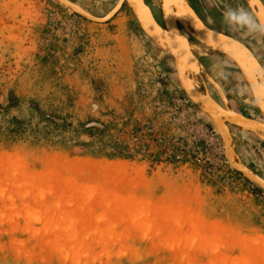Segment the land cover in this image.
Returning a JSON list of instances; mask_svg holds the SVG:
<instances>
[{"label": "rangeland", "instance_id": "rangeland-1", "mask_svg": "<svg viewBox=\"0 0 264 264\" xmlns=\"http://www.w3.org/2000/svg\"><path fill=\"white\" fill-rule=\"evenodd\" d=\"M71 1L99 17L117 0ZM258 33L240 38L264 64ZM203 59L253 119L237 68ZM192 108L126 6L96 24L50 0H0V264H264V193ZM239 140L264 178V143Z\"/></svg>", "mask_w": 264, "mask_h": 264}, {"label": "water", "instance_id": "water-1", "mask_svg": "<svg viewBox=\"0 0 264 264\" xmlns=\"http://www.w3.org/2000/svg\"><path fill=\"white\" fill-rule=\"evenodd\" d=\"M50 1L70 13L96 24L108 23L126 6L131 11L144 36L172 59L179 87L193 105L192 111L196 114L197 118L209 126L216 137L220 139L227 164L264 193V178L250 170L237 152V146L241 142L239 140V135L241 134L264 143V122L247 118L235 111L226 96H223L221 88L209 76L200 62L203 58L216 56H224L227 60L231 61L243 77L250 97H252L254 108L259 111L261 117L264 119V94L262 93L264 90L260 86V84L264 85V81H262L264 79V70L253 54L243 44L230 37L209 30L190 7L187 0H176L177 2L173 0H150L152 6L162 14L163 27H160L155 22L153 15H151V10L149 11L150 7L146 4V0H117L110 6L106 4L101 5L105 11L99 17L92 15L79 3L71 0ZM245 3L253 15L258 10L260 21H264V4L262 5L259 0H245ZM178 5L181 7L184 16L180 13L178 14ZM136 7L145 14V18H147L151 25L150 28L154 29L156 33L165 36V39L158 38L157 40L156 36L148 30L146 31L140 21ZM178 27L191 40L182 35ZM173 36L177 38V41ZM169 38L173 39L174 43ZM176 48L181 51L184 58L183 61L188 62H186V69L183 68L184 66L180 61L181 56L175 53ZM187 53H189L188 56ZM250 68H255L262 79L258 77L252 80L251 74L248 71ZM207 84L216 90L220 103L210 95Z\"/></svg>", "mask_w": 264, "mask_h": 264}, {"label": "flooded vegetation", "instance_id": "flooded-vegetation-1", "mask_svg": "<svg viewBox=\"0 0 264 264\" xmlns=\"http://www.w3.org/2000/svg\"><path fill=\"white\" fill-rule=\"evenodd\" d=\"M188 1H189L191 8L195 11L196 15L199 16V19L204 24H206L205 26L207 28L245 44L246 47L249 50H251L253 54H255L254 47H259L257 39H255L252 42L244 41L243 38H240V37H241L242 32H244L245 29L242 32H238L236 27L229 25L228 23H226V21L224 19V13L229 8H231V9L244 8L245 10L249 11L244 0H223V1H221V0H188ZM262 3H264V2L262 1ZM152 12H153L155 19L157 20V23H159V25L161 27H163L162 21H161V14L156 10L155 11L152 10ZM257 34L259 35L258 32H257ZM262 46H263V44H262ZM213 60H214V58H213ZM213 60L206 62L203 59V61H201V62H202V65L206 69H209L210 67H212V65H214L217 67L219 66L220 68L218 67V69L222 70L223 68L221 67V65H217V63L214 62ZM223 63H225V62H223ZM261 64L264 68V64L262 62H261ZM229 67L230 68H228V69H230V71H228L229 72L228 74H229V77L234 81L233 84L235 86H237L238 88H240L238 90H243V89L245 90V86L242 82V78L239 75L238 71L235 68H233L232 66H229ZM223 71L226 72V70H223ZM222 90L226 96L225 90L224 89H222ZM243 97L247 100L248 104H250V106L252 105L251 107H253V109H252L253 114H254L253 119L257 120V121L264 122V119L261 117L259 111L254 109L253 102H252L251 98L249 96H246V95ZM226 98L228 101L232 102V100L230 98H228V96H226Z\"/></svg>", "mask_w": 264, "mask_h": 264}, {"label": "clouds", "instance_id": "clouds-1", "mask_svg": "<svg viewBox=\"0 0 264 264\" xmlns=\"http://www.w3.org/2000/svg\"><path fill=\"white\" fill-rule=\"evenodd\" d=\"M224 19L229 25L247 29L250 33H264V21H258L251 12L244 8L227 9L224 13Z\"/></svg>", "mask_w": 264, "mask_h": 264}, {"label": "bare ground", "instance_id": "bare-ground-1", "mask_svg": "<svg viewBox=\"0 0 264 264\" xmlns=\"http://www.w3.org/2000/svg\"><path fill=\"white\" fill-rule=\"evenodd\" d=\"M173 1H175V2H177L176 0H173ZM260 2H261V0H259ZM188 2V1H187ZM249 2V1H248ZM189 4V3H188ZM261 4L263 5V3L261 2ZM146 5V4H145ZM133 6H134V4H133ZM147 6V5H146ZM264 6V5H263ZM135 7V6H134ZM148 7V6H147ZM178 7V10H179V12H178V14L180 13L182 16H184V14H183V12H182V10H181V7L178 5L177 6ZM191 7V6H190ZM149 8V7H148ZM136 10H137V12H138V14H139V17H140V21H141V23H142V25L144 26V28L146 29V31L148 30L150 33H152L154 36H156V39L158 40V38H164L165 39V36H163L162 34H159V33H156L155 31H154V29L152 30L151 28H150V23H149V21L147 20V18H145V14L143 13V12H141L140 11V9L139 8H137L136 7ZM151 9H149V11H150ZM194 11V10H193ZM258 11V10H257ZM254 12V15H255V17H256V19L258 20V21H260V19H259V11L258 12ZM195 12V11H194ZM151 15H153V13H152V11H151ZM154 17V16H153ZM199 17V16H198ZM155 19V18H154ZM262 20V19H261ZM155 22L157 23V21L155 20ZM158 24V23H157ZM159 25V24H158ZM204 25H206V24H204ZM160 26V25H159ZM161 27V26H160ZM178 29H179V31L181 32V29L178 27ZM209 29V28H208ZM210 30V29H209ZM212 31V30H211ZM213 32H215V31H213ZM216 33H218V32H216ZM181 34L182 35H184L185 37H186V35L185 34H183L182 32H181ZM219 34H221V33H219ZM261 34V36L264 38V34L263 33H260ZM223 35V34H222ZM158 36V37H157ZM183 36V37H184ZM174 37V36H173ZM184 37V38H185ZM175 38V37H174ZM187 38V37H186ZM188 39V38H187ZM169 40L172 42V43H174V40L173 39H171V38H169ZM175 40L177 41V38H175ZM176 41H175V43H176ZM237 41V40H236ZM239 42V41H238ZM241 43V42H240ZM241 44H243V43H241ZM245 47H246V45L245 44H243ZM247 48V47H246ZM248 49V48H247ZM249 50V49H248ZM250 52H251V50H249ZM175 53H178V55L179 56H181V58H180V61L182 62V65L184 66L183 68L184 69H186L187 68V61H183L184 60V58H183V56H182V54H181V51H179L177 48H176V50H175ZM252 53V52H251ZM253 54V53H252ZM184 55V54H183ZM189 55V53H187V56ZM253 56H254V54H253ZM255 57V56H254ZM255 59H256V57H255ZM257 60V59H256ZM228 61V60H227ZM187 62V63H186ZM229 62H231V61H229ZM257 62H258V60H257ZM232 63V62H231ZM259 63V62H258ZM260 64V63H259ZM235 66V65H234ZM260 66H261V68L264 70V68L262 67V65L260 64ZM236 67V66H235ZM249 74H251L250 76H251V79L253 80L254 78L256 79V78H260V79H262L261 78V76L259 75V73L255 70V68H250L249 70ZM242 77V76H241ZM243 78V77H242ZM263 78H264V76H263ZM185 80H187V79H185ZM262 81H264V79L262 80ZM187 82H189L188 80H187ZM243 82H244V80H243ZM190 83V82H189ZM244 84H245V82H244ZM218 86H219V84H218ZM256 86H259V85H256ZM260 86H262V90H264V85L263 84H260ZM259 86V87H260ZM220 87V86H219ZM221 88V87H220ZM222 90V89H221ZM249 91V90H248ZM263 94H264V92H262ZM223 96H225V94L223 93Z\"/></svg>", "mask_w": 264, "mask_h": 264}, {"label": "crops", "instance_id": "crops-1", "mask_svg": "<svg viewBox=\"0 0 264 264\" xmlns=\"http://www.w3.org/2000/svg\"><path fill=\"white\" fill-rule=\"evenodd\" d=\"M221 1H223V0H221ZM250 97V96H249ZM250 98H252V97H250ZM252 100V99H251ZM253 102V101H252ZM229 103L231 104V106L233 107V109L235 110V111H237V112H239V113H241L239 110H238V108L235 106V103L232 101H229ZM250 109H251V111H252V109H253V107H249ZM255 109V108H254ZM242 114V113H241ZM242 115H244V116H246L245 114H242ZM248 118V117H247ZM250 119H252V118H250ZM254 120V119H253Z\"/></svg>", "mask_w": 264, "mask_h": 264}]
</instances>
